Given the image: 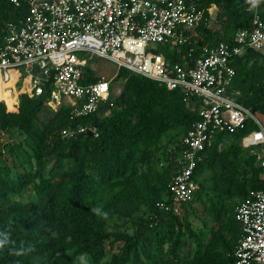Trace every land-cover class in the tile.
Returning <instances> with one entry per match:
<instances>
[{"label":"trees","instance_id":"1","mask_svg":"<svg viewBox=\"0 0 264 264\" xmlns=\"http://www.w3.org/2000/svg\"><path fill=\"white\" fill-rule=\"evenodd\" d=\"M187 1L204 8L205 18L189 42L168 47L173 63L220 41L234 43L256 12L264 19V0L251 9L250 0ZM26 12V4L0 0V33ZM231 64L229 92L264 116V52L248 47ZM100 78L86 69L85 82ZM119 79L123 88L115 96L111 85L107 114L74 116L70 107L51 109L48 91L27 94L22 74L13 105L18 98L4 97L0 78V264H79L83 255L90 264H238L237 207L264 189V166L242 145L257 124L215 135L194 171L199 189L180 201L170 183L203 103L194 97L190 106L182 90L124 67Z\"/></svg>","mask_w":264,"mask_h":264},{"label":"built area","instance_id":"2","mask_svg":"<svg viewBox=\"0 0 264 264\" xmlns=\"http://www.w3.org/2000/svg\"><path fill=\"white\" fill-rule=\"evenodd\" d=\"M9 1L19 8L26 4L27 12L6 21L0 33V78L5 90L20 95L15 84L22 74L21 88L31 96L48 91L47 104L53 110L66 106L74 116L107 114L108 103L113 106L112 80L101 76L97 82L84 81L86 69L95 68L89 61L105 58L118 70L124 67L168 90H182L190 106L195 105L194 97L201 99L200 119L183 138L182 165L170 183L177 200H191L199 189L194 171L206 145L219 132H234L248 120L258 128L243 137L242 145L260 146L262 152L257 155L264 166V125L237 100L235 92H229L235 76L232 58L248 47L264 52V19L259 13L251 29L235 33L234 43L220 41L203 47L192 60L173 63L151 47L183 46L190 41L189 31L203 21L205 9L187 0ZM213 6L217 9L212 5L211 15ZM88 130L92 127L79 131ZM236 211L243 231L236 252L238 264H264V189L252 191Z\"/></svg>","mask_w":264,"mask_h":264},{"label":"rangeland","instance_id":"3","mask_svg":"<svg viewBox=\"0 0 264 264\" xmlns=\"http://www.w3.org/2000/svg\"><path fill=\"white\" fill-rule=\"evenodd\" d=\"M213 15H216V8L215 6H213ZM171 46L170 44H154L151 49L156 52V53H162V55H164L166 57V59L169 61H171V59H169L168 57V53H169V49L168 47ZM80 56H83L82 53L79 54ZM89 63L91 65H94L95 68L93 69L95 74L99 75V76H106L107 78L111 79V80H115L116 76H117V71H118V67L117 65H115V63H113L112 61H109L108 59L105 58H93L89 61ZM18 70H22L21 68H19ZM21 74V72H17V75L19 76ZM112 83L113 86V92L115 94H119V92H121L122 88H123V84H124V80L119 79L116 80ZM257 117L259 118V120L262 122V124L264 125V116L263 115H257ZM3 139L4 141L9 140L7 134L3 135ZM248 151H250V153H257L260 154L262 152V149L260 146H254L252 148H246ZM197 222V220H195ZM186 252V251H185ZM79 264H90L89 259L83 255L80 258Z\"/></svg>","mask_w":264,"mask_h":264},{"label":"crops","instance_id":"4","mask_svg":"<svg viewBox=\"0 0 264 264\" xmlns=\"http://www.w3.org/2000/svg\"><path fill=\"white\" fill-rule=\"evenodd\" d=\"M15 86L17 87V88H20V84L19 83H16L15 84ZM8 91V90H7ZM9 92V91H8ZM13 94H16V96H17V98H18V102L17 103H14L13 105H18L19 104V101H20V99H19V95L17 94V93H13ZM1 99V98H0Z\"/></svg>","mask_w":264,"mask_h":264},{"label":"bare ground","instance_id":"5","mask_svg":"<svg viewBox=\"0 0 264 264\" xmlns=\"http://www.w3.org/2000/svg\"><path fill=\"white\" fill-rule=\"evenodd\" d=\"M2 83L4 84V82L2 81ZM9 91V90H8ZM7 90L6 91H4L3 92V95H4V97H7V98H9L10 96H11V93L10 92H8Z\"/></svg>","mask_w":264,"mask_h":264},{"label":"clouds","instance_id":"6","mask_svg":"<svg viewBox=\"0 0 264 264\" xmlns=\"http://www.w3.org/2000/svg\"><path fill=\"white\" fill-rule=\"evenodd\" d=\"M259 2L260 0H250V3L253 5V7H255Z\"/></svg>","mask_w":264,"mask_h":264},{"label":"water","instance_id":"7","mask_svg":"<svg viewBox=\"0 0 264 264\" xmlns=\"http://www.w3.org/2000/svg\"><path fill=\"white\" fill-rule=\"evenodd\" d=\"M91 133V132H90Z\"/></svg>","mask_w":264,"mask_h":264}]
</instances>
